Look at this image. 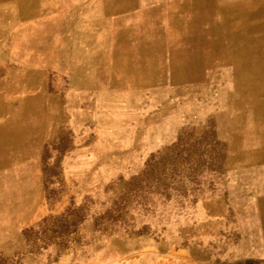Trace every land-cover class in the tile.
Listing matches in <instances>:
<instances>
[{"label": "rangeland", "instance_id": "1", "mask_svg": "<svg viewBox=\"0 0 264 264\" xmlns=\"http://www.w3.org/2000/svg\"><path fill=\"white\" fill-rule=\"evenodd\" d=\"M115 1L0 7V264H264V0Z\"/></svg>", "mask_w": 264, "mask_h": 264}, {"label": "bare ground", "instance_id": "2", "mask_svg": "<svg viewBox=\"0 0 264 264\" xmlns=\"http://www.w3.org/2000/svg\"><path fill=\"white\" fill-rule=\"evenodd\" d=\"M117 1V0H116ZM115 1V2H116ZM141 1H143V0H141ZM107 2H108V0H107ZM119 2V1H118ZM145 2V1H144ZM144 2H142V3H144ZM155 2V1H154ZM256 2V1H255ZM214 3H215V0H193V4L195 5V8H196V10H202V13H201V16L198 18V20L200 21V22H206V21H210L211 20V13H212V11H213V6H214ZM119 4V3H118ZM118 4H115V5H118ZM127 4V3H126ZM140 4H141V2H140ZM253 4V3H252ZM258 4V3H257ZM246 5V4H245ZM244 5V6H245ZM258 6V5H257ZM249 7H251V6H249ZM248 7V8H249ZM255 6H252V8H254ZM248 8L246 9V8H244L245 10H244V13H243V16L246 18H249V17H251L254 13H255V15H258L259 13V11H260V9H256V10H253V11H248ZM251 8V9H252ZM229 20H231L230 18H229ZM247 28V27H246ZM263 28H264V26L263 25H257L256 26V32L255 33H260V34H262V31H263ZM238 33H241V32H239V30H238ZM230 36H231V34H230ZM232 36H233V34H232ZM251 48H253V47H251ZM253 55V52H251V56ZM254 56H256L258 59H257V61H259V66H261L262 65V57L258 54V53H256V54H254ZM261 73H262V71H261ZM260 90H261V92L260 91H258V99H259V101H260V99L261 98H263V96H264V82L262 83V85H261V88H260ZM257 217V216H256ZM245 248H247V247H245Z\"/></svg>", "mask_w": 264, "mask_h": 264}, {"label": "crops", "instance_id": "3", "mask_svg": "<svg viewBox=\"0 0 264 264\" xmlns=\"http://www.w3.org/2000/svg\"><path fill=\"white\" fill-rule=\"evenodd\" d=\"M39 2H41V0H0V7L3 10H5L6 8H9L10 6H18V5L20 6L23 3L36 4ZM29 9H32V8H29ZM261 25H264V24H261ZM263 50H264V47H263Z\"/></svg>", "mask_w": 264, "mask_h": 264}]
</instances>
